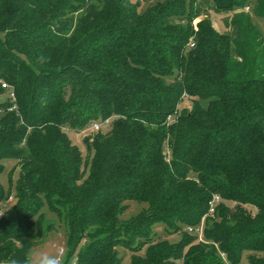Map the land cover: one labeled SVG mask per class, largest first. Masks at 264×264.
I'll return each mask as SVG.
<instances>
[{
  "label": "trees",
  "instance_id": "1",
  "mask_svg": "<svg viewBox=\"0 0 264 264\" xmlns=\"http://www.w3.org/2000/svg\"><path fill=\"white\" fill-rule=\"evenodd\" d=\"M141 5L0 0V175L20 166L0 183V264H27L56 228L45 206L77 264H122L120 249L131 264H264V0ZM107 119L84 157L66 130ZM129 201L147 207L123 219Z\"/></svg>",
  "mask_w": 264,
  "mask_h": 264
},
{
  "label": "rangeland",
  "instance_id": "2",
  "mask_svg": "<svg viewBox=\"0 0 264 264\" xmlns=\"http://www.w3.org/2000/svg\"><path fill=\"white\" fill-rule=\"evenodd\" d=\"M135 3H141V7L146 9L150 4H154L160 0H133ZM208 13L210 20L212 21L216 30L220 33H227L228 29L224 22L225 19L231 17L228 14H217L212 10V6H209ZM229 16V17H228ZM198 20L194 23L197 24ZM254 22L258 25L260 31L264 36V19H254ZM0 39H4V35L0 33ZM104 131H108L109 128H104ZM69 134L71 140L76 144L83 156H87L88 150L86 145L83 142V139L86 135L92 133V131H88L87 133H77L70 129L66 130ZM4 164V172L0 175V183L8 189L10 187V180H12L13 184H16L20 175V166L17 160L14 159H5L3 161ZM13 194L14 191H13ZM15 196L12 195V198ZM15 204V199L9 201L6 204L7 208L12 207ZM129 207L127 212L124 213L123 219H129L132 216L140 213L144 208L147 207L146 204H139L134 201L128 202ZM1 209V204H0ZM255 210V209H253ZM42 213L45 216V226L48 224H54L56 228L51 232H44L42 235H36L33 238V246L30 251L29 262L27 264H50L51 260L58 257V252L60 249L65 250L67 253V236H66V227L61 224L58 217L53 214L47 206H45L42 210ZM158 237L160 239H168L169 241H177L179 240V235H169L165 229L162 227L158 228ZM120 255L122 257V264H131V256L132 252L129 250L120 249ZM144 254V251L141 252ZM61 264H77V255L74 254L70 258H67L66 255L63 256V261ZM247 264V259L244 257L243 263Z\"/></svg>",
  "mask_w": 264,
  "mask_h": 264
},
{
  "label": "built area",
  "instance_id": "3",
  "mask_svg": "<svg viewBox=\"0 0 264 264\" xmlns=\"http://www.w3.org/2000/svg\"><path fill=\"white\" fill-rule=\"evenodd\" d=\"M244 11L245 12H249L250 11V7L248 6V7L244 8ZM2 86H3L4 89H9V86L7 84H3ZM9 96L12 99V101H15V94L13 92H10ZM110 124H111V120L110 119H107V120L102 121V122L95 123V124H93L91 126L90 131H92V132L99 131V130H101L104 127H109ZM10 200H12V198ZM219 201H220V198L218 196H214V198H213V200L211 202V205H210V210H209L210 214L214 213L215 206H216L217 203H219ZM3 207H5V205H3ZM202 230H203L202 227L201 228H197V229H192V228L189 229L190 232L199 234L200 238H201ZM64 255H65V250L60 249L59 252H58V257L52 259L50 264H61L62 261H63V256Z\"/></svg>",
  "mask_w": 264,
  "mask_h": 264
}]
</instances>
